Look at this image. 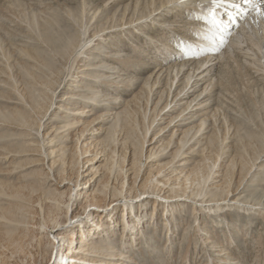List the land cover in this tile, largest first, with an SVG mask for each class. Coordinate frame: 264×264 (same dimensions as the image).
<instances>
[{
    "label": "bare ground",
    "instance_id": "bare-ground-1",
    "mask_svg": "<svg viewBox=\"0 0 264 264\" xmlns=\"http://www.w3.org/2000/svg\"><path fill=\"white\" fill-rule=\"evenodd\" d=\"M140 1L135 0L128 6L131 9L128 18L124 16L120 19L114 16L110 19L105 17L104 24H99L102 20L97 19L96 26L91 30L88 26L89 21L84 19V4L78 14L72 13L66 7V14L63 16H58L48 7L40 12V16L33 13L31 22L27 21L29 25L27 40L21 45H15V55L19 59L13 61L14 65L8 62L10 49L7 55L0 50V58L2 57L6 64L4 69L0 68V71L6 75L11 73L7 76L8 78L6 77V81L3 80L0 83L8 86L10 91L17 92L18 82L14 74L21 76L22 80L27 79L22 94L24 104H21L22 106L16 104V107L11 110L0 113L3 122L22 130L18 134L9 135L10 140L7 142H0V158L2 157L0 163L4 159L23 161V164L16 165L20 170L18 173L23 175L18 181V186L12 182L0 180V264H48L53 252L56 253L59 246L61 247L60 258L58 257V262L51 264H144L138 262L143 258L140 245L144 242L143 245L148 246L149 243L145 230L146 224L141 222L140 215L146 210L143 207L149 204L154 212H157L158 207L162 211L158 218L156 213L154 214L156 216L155 225H160L162 232L158 234L152 245L147 247L148 257H159L161 251H165L166 255L169 254L175 248V241L181 240L183 243L186 242V247L184 251L178 248L177 252L183 261L182 264H186L191 242L194 241L196 245L200 239L205 248H214L212 253L216 254L212 260L209 254L202 249L200 259L206 256L202 264L204 262L206 264H226L231 260L226 253L227 248L214 242V238L207 232V223L197 222L195 214L198 209L202 213L208 211V217L212 220L223 215L226 209L246 211L260 220L264 219V194L254 200L253 207H249L248 200L252 194L247 195L244 187L242 191H239L255 164L257 163V170L263 167V133H257V153L250 158V164L245 163L240 157L238 169H235L238 165L237 159H231L227 167L213 172L215 167L220 169V166L219 168L215 166L217 157L213 156V146L218 141L217 136L220 131V121L216 124L217 114L221 113L223 117L225 110L218 107L219 105L209 110L206 104L208 101L213 102L212 98L217 88L221 95H218L216 99L221 102L220 104H223L221 99H227L229 96L227 93H231L233 97H230L236 103L235 108L238 110L242 109L239 104L244 99L256 108L257 117L261 113L264 114V16H259L256 12V9L264 8V0H253L251 5H242L240 11L234 12L231 20L228 19L226 13L234 11L233 9L227 6L218 8L217 18L224 24L222 31L202 19L206 14V9L212 6L211 0H186L183 4L179 0H142L141 3ZM235 2L240 3L241 0H235ZM128 8L124 9L122 15H125ZM170 15L173 18L190 19L193 23L191 21L186 24L181 23L182 28L165 25L167 21L161 19ZM149 26L159 28L160 32L154 33L156 37L144 32L143 29ZM117 29L131 32V35L139 33L138 35L147 36L143 46L133 47L132 59L124 61L120 55H113L118 58L114 60L116 63L122 65L127 63L132 71L140 64L142 71L149 73L142 81L140 92L133 95L120 111L113 113V123L108 128L104 139L105 147L99 153L95 151L92 158H83L90 151L91 146L83 150L77 148V144L88 130V126L100 121L101 116H97L95 120L88 123L82 122L80 129L76 131L72 129L80 124V120L72 118L69 121V119L72 115L85 116V103L87 101L101 102L106 95L101 96L100 92L89 95H67L66 101L69 106V108L66 107L68 113L65 119L67 121L62 122V126L54 125L55 131L63 130L61 133L65 135L62 137L61 133H58L56 135L57 146L47 148L46 135L40 133V129L45 126L40 122L52 107L55 92L62 82L65 83L63 80L68 79L69 83L75 82L71 79L74 74H77L75 71L79 70V64L84 62L89 53L88 56L94 55L93 53L97 54L94 52L97 49V42L116 33ZM173 33H179L180 36L173 37ZM157 35L161 38L157 39ZM170 38H174L173 41L180 47V50L169 45L167 40ZM182 46H191V49L195 48L202 54L200 58H197L199 60L195 59L194 65L189 64L190 60L172 64L164 67L165 69H163V64H156L162 61L167 63L172 57L176 59L180 52L185 54L186 51L182 49ZM223 46L228 52L225 51L222 55L215 56V50L220 51ZM143 50L144 55H142ZM234 51H238L237 59ZM239 54L248 58L251 68L241 63L238 58ZM152 57L155 58L154 68L149 66L148 61ZM145 58L146 63L143 62ZM22 59L24 63L20 61ZM216 60H218L216 64H220L219 78L213 84L212 80L215 76L210 73L212 70L208 71V69ZM228 60L232 62V65L227 63ZM145 66L148 67L145 68ZM16 67L19 70L15 69ZM150 69L157 71L153 78L151 75L154 71ZM180 72L182 73L178 77ZM233 73L239 76L240 86L238 88L242 85V89L232 87L231 75ZM101 77L106 76L97 73L93 78ZM192 78L194 80L191 82ZM175 81L174 90L171 92ZM108 83L104 82L105 85ZM129 85L132 86L133 83L130 82ZM158 86L160 90L156 89L152 93L153 88ZM187 88L188 90L185 91ZM142 95L144 105L141 104ZM152 97L155 98L152 99ZM77 98L83 101L80 102ZM198 98L200 100L197 101ZM104 100L109 101V104L117 101L116 98ZM192 104L194 105L191 107ZM162 113L163 116L159 118V122L163 123L167 120L164 126L157 125L159 126L158 133L150 141L149 145L152 146L148 151L146 150L147 156L144 154V158L150 159L156 156L155 159L158 160L163 158L170 160L157 163L158 166L150 169L151 165L145 166V163H142L144 145L148 143L146 140L148 132ZM199 113H201L200 116H198ZM37 114H39V119L36 117L32 119L33 115ZM179 117H181L179 119L181 122L196 119L198 123L178 131L175 130L177 126L175 121ZM208 118L210 121L213 120V123L210 124L212 127L208 131L210 134L203 138L206 133L205 129L209 126L205 125ZM261 124L263 126L264 123L260 122L259 125ZM229 128L227 126V130ZM32 131H35L34 135ZM72 131L75 133L72 134ZM137 133H140V136ZM197 135L199 138H196ZM68 141H74V145L69 147ZM192 143L196 145L202 143L200 150L191 151ZM170 146L171 149L167 151ZM241 147L244 148L242 143ZM173 148H175L174 151H172ZM187 151L201 154L198 162H194L189 169H186V164H184L186 162L178 160L176 162L178 166H176L175 160L182 159L187 155ZM98 155L104 157L101 168L104 176L98 180L97 188L90 196L84 195L83 206L79 207L78 203L83 194L79 192L81 189L76 191L79 184L81 185L83 170L86 165L99 161ZM32 156H37V158ZM245 159L247 161V158ZM42 163L45 168H39L38 165ZM26 169L29 171L26 172ZM96 172L94 170V173H91L95 175ZM235 175L239 176V180L233 187L231 182H234ZM260 175V181L263 182L264 173ZM51 177L54 178L55 187L52 191L51 189L45 190L44 184L48 187ZM208 181L210 182L207 184ZM88 182L89 180L85 183ZM258 192L257 189V194ZM234 196L235 198L232 199ZM114 203L118 204L114 205ZM120 203H123L122 217L117 222L115 216ZM190 205L191 213H193L192 220L180 221L187 216L185 211L184 214L182 211ZM78 207L82 208L83 214L88 211L86 219H91V225H86L87 222L83 223L85 219L79 222L83 223L81 230L68 224L81 217L82 214H79ZM134 218H137V223ZM117 225L120 228H117ZM173 226L176 227L173 228ZM119 232L121 237L117 243L113 238L119 235ZM155 233L156 230L153 234ZM161 234L168 235V237L165 236V243L158 251ZM133 251L139 252L140 256L136 254L134 256L136 252ZM155 251L156 254H154ZM257 264H264V261Z\"/></svg>",
    "mask_w": 264,
    "mask_h": 264
},
{
    "label": "rangeland",
    "instance_id": "rangeland-1",
    "mask_svg": "<svg viewBox=\"0 0 264 264\" xmlns=\"http://www.w3.org/2000/svg\"><path fill=\"white\" fill-rule=\"evenodd\" d=\"M132 2L134 3L135 0H111V1L110 0H0V47H1L0 50H3L4 54L7 55L8 51L10 49V57H9L8 62L11 65L12 64L14 65L13 61H16L19 59L18 56L15 55L16 54V52H15L16 46L21 45L22 42H25V40H27L26 36H27L28 30H29V27H28L29 25L27 24V21L31 22L33 13L36 14V16H40V12L48 9V7H50L51 8L50 10H52L58 16H63L64 14H66L65 13L66 7H68L72 11V13L78 14V12L80 11V9L82 8V6L84 4V9H85V12L83 13L84 19H86L87 22L89 21L88 26H90V30H91L94 26H96L97 19L102 20V22H100L99 24H104L105 17H107L109 19L113 16L117 19H120L122 16H124L125 18H128L129 15L131 14L130 13L131 9H129L128 6H130ZM141 2H142V0L140 1V3ZM126 8H128L129 10L126 11L125 15H122L124 9H126ZM174 17H176V16H174ZM183 18H184V16H183ZM161 20L167 21L165 25H170V26L179 27V28H182L180 25L181 23L185 22L184 24H186L189 21H191L190 19H186V18L185 19L173 18V16H171V15L167 16V17H163ZM171 22H172V24H171ZM175 22H177V24ZM191 23H193V21H191ZM200 23L204 24V25L206 24L204 22H200ZM155 28H152L149 26L143 30L146 34L152 36V35H154V33L160 32L158 27H155ZM9 31L11 34L8 33ZM130 33L131 32H127L126 30L122 31L120 29H117L116 33H112L111 35L105 37L102 41L97 42V47H96L97 49H95V51L93 50L94 52H97V54L93 53L94 55L88 56V55H90V53H89L87 55V57H85L84 62L79 64V66H80L79 70L75 71V73H77V74H74V76L71 79V81H75V82L80 81L81 83H75V82L69 83V81H67L68 79L63 80L65 83L62 82L59 89L55 92L52 107L50 108L46 117L44 119H42V121L40 122L41 125L45 126L44 128L40 129V133L43 135H46L45 140L48 142L46 144L47 148L57 146L58 142L56 139V135L63 131V130L55 131L54 125L62 126L63 125L62 122L67 121L65 119V117L68 113V111L66 110V107L69 108V106L67 105V101H66L67 97L66 96L67 95H76V94L89 95L92 93L96 94L97 92H100L101 96L106 95L105 96L106 98H103V99H101V102H96V103H92L91 101H87L85 103V105H86L85 116H83V115L82 116H80V115H74L73 116L72 115L73 117L71 116L69 121H71L72 118L76 119V120H80V124L72 129V130L76 131V130L80 129L82 122L88 123L92 120H95L97 116H101L100 117L101 119H99L100 121H97V122L88 126V130L84 133L81 140L79 139L78 144H77V148L84 150L86 147L89 148L91 146L89 149L90 150L89 152H91V153L88 152L87 153L88 155L85 154L83 156V158H92L93 157L92 154L95 151H97L99 153L102 149H104V147H105L104 139H105L106 132H107L108 128L113 123V113L120 111L124 107V104L132 99L133 95H135V94L137 95L140 92V88L142 86V81L149 74V73L142 71L140 64H138L137 68L133 69V71H132V69L130 68L129 65H127V63L122 65V64H118L114 61V60L118 59L117 56H113L114 54L120 55V58H122V60H124V61H127L128 59H132V56L134 55V53L132 52L133 47H141L144 45V39L147 37L146 35L144 37L143 35H138L139 33H137V34L133 33V35H131ZM159 35H161V33H159ZM159 35H157V39L161 38V36H159ZM172 35H173V37H179L180 36L179 33H173ZM12 37H13V39H12ZM154 37H156V36L154 35ZM128 40L130 41L129 43H128ZM173 40H174V38L173 39L170 38L167 40V42L169 43L170 46L174 47L176 50H180V47L178 45H176V43ZM130 44H132V45H130ZM6 49H7V51H6ZM182 49L186 51L185 54H183V52H180V54L176 57V59H173L174 57H172V59L168 60L167 63L162 61V62H157L156 64H160V65L163 64V69H165L167 66H171L172 64L187 62L188 60H190L189 64L190 63L193 64L194 62H196V60H199L197 58H200V56L202 55V54H200V52H197V50H195V48L191 49V46L190 47L189 46L188 47L182 46ZM216 50L214 52L215 56L222 55V53H224L225 51H226V53L228 52L226 47H224V46L220 48V51H219V49L217 51ZM234 54H235L236 59H237L238 51H234ZM142 55H144V50L142 52ZM154 57H152L153 59L152 58L150 59L151 61L148 60L149 64H150L149 66L151 68H154V65H153L154 60H155ZM238 58L240 59L241 63L245 67L251 68L250 63L248 62V58H245L244 56H242L240 54H239ZM104 59H106V60H104ZM0 61H1L0 62V68L5 67L4 65H6V64H5V61L2 60V57L0 58ZM20 61L22 63H24V59H22ZM145 61L147 62L146 58L143 59V62H145ZM217 61L218 60H216V62H214V64L208 69V71L212 70V72L210 71V73L215 76L212 80L213 84L219 78L218 72H219L220 64H216ZM100 62H102V63H100ZM138 63H140V61H138ZM227 63L229 65H232V62L231 61L229 62V60L227 61ZM88 67H89V69H88ZM146 67H148V66H145V68ZM233 67L234 66H232V68ZM17 68L18 67H16L15 69H17ZM86 68L88 69L87 71L84 70ZM157 69L158 68H156V70ZM17 70H19V69H17ZM150 70L152 71L153 69H150ZM156 70H153L154 72L152 71L153 72L151 75L152 78H153L154 74L157 72ZM15 71L16 70H14V72ZM144 71H146V70H144ZM97 73L99 75H101V74L105 75L106 77L94 79L93 77L96 76ZM181 73L182 72H180L178 77L181 75ZM10 75H11L10 72L8 73V75H6L5 73H1V71H0V82L3 80L6 81L8 78L7 76H10ZM164 76H165V74L162 76V78ZM237 76L238 75L234 74V73L231 75L232 87H235L237 89H239V88L242 89V87H243L242 85H241V87L238 88V86H240L239 85L240 79H239V76H238V78H237ZM14 77H15V80H17V82H18L17 83V89L18 88L19 89L17 92L10 91V88H7L8 86L6 87L0 83V113L11 110L12 108L16 107V104H18V106H19V104L20 105L24 104L22 94L24 93V90H23L24 83L27 82V79L22 80L21 76L15 75V74H14ZM193 80H194V78L191 79V82ZM104 82H109V83L107 85H105ZM130 82L133 83L132 86L129 85ZM191 82H190V84H191ZM175 83H176V81L174 82V85L172 86L171 92H173V90H174ZM233 83H234V86H233ZM190 84H189V86H190ZM76 86H78V88ZM159 88H160L159 86L154 87L152 90V93H154V91H156V89H157V91H159L160 90ZM8 89H9V91H8ZM187 90H188V88L185 91H187ZM215 90H216L214 93L215 96L213 95V98H212L213 102L208 101V102H206V104H207L209 110H211L213 107H216L219 105L218 107L223 108V110H225V113H224L223 117H222L221 113L217 114L218 119H217L216 124H218V122L220 121V124H219L220 131H219V134L217 136L218 141H216L215 146H213V156L217 157V160H216L217 165H215V166H218V168L220 166V169L218 170L215 167L213 169V172L215 170L220 171L221 169H224L225 167H227L228 163L231 159H235V160L237 159L236 162L239 165L238 161H239L240 157L243 158L245 163L250 164V162H251L250 158L254 157V153H257V133H259V134L263 133L262 140L264 141V124H263V126H262V124H261V126L259 125L260 122L264 123V114L261 113V114H259L260 116L258 115V117H257L256 108H254V106L251 103L246 102L244 99H242V101H240V104H239L242 109L238 110L237 108H235L236 103L233 101V99H231L233 97V95L231 93H227V95L229 94V96H227V99H225V98L221 99L223 104H220L221 102L217 101L218 99H216V98L218 97V95L220 96L221 94L218 93L219 89L215 88ZM254 90L256 92V89H254ZM4 91H5V93H4ZM237 91H239V90H237ZM19 92H21V93L19 94ZM143 95H142L143 100H141V104L144 105V96ZM230 96H232V97H230ZM255 96H257V95H255ZM107 98H116L117 101H116V103H113V101H112V104H109L110 103L109 101L104 100ZM154 98L155 97H152V99H154ZM200 98H198L197 101L200 100ZM77 99L80 102L83 101L80 98H77ZM78 100H75V101H78ZM97 100H99V99H97ZM169 100H170V98H169ZM226 102H228V103H226ZM208 103H211V104L208 105ZM194 104H192L191 107ZM212 104H214V106ZM61 105H63L62 108H60ZM234 108L236 109V111ZM230 109H233V110H230ZM101 111H104V112H101ZM200 115H201V113L198 114V116H200ZM162 116H163V113L157 117V120L155 121V123L153 124V126L151 127L150 131L148 132V134L146 136V140L148 143H146L144 145L142 163H145V166L151 165V167H149L150 169H152L154 166H158L157 163H164V162H168L170 160L168 158H163V159L158 160V159H155L156 156H154L150 159L144 158V156H145L144 154H146V150L148 151L152 146V145L151 146L149 145L150 141L154 138L155 134L158 133V127L159 126L162 127L165 125V121L167 119L164 120L163 123H161V121L159 122V118ZM35 117L37 119H39V114L33 115L32 119H34ZM164 117L167 118L169 116H164ZM180 118L181 117H179L177 119V121H175L176 125H177L175 127V130H178V131H182L183 129H185L187 126H190L191 124L198 123V121H196V119L181 122V121H179ZM139 119L141 121L140 116H139ZM212 123H213V120L210 121L208 118L205 125L206 126L209 125V126L207 127V129H205L206 133H205V135H203V138L210 134V132H208V131L212 127L210 125ZM157 125H159V126H157ZM10 126L11 125L9 123L3 122L2 119L0 118V142L1 143H5L8 140H10V138L8 136L11 135L12 133L18 134L19 132L22 131L21 128L16 129L15 126H11V127ZM227 126L230 127L229 130H227ZM257 126H258V128H257ZM169 127H167V128H169ZM75 131H72V134H74ZM32 133L34 135L35 131H32ZM137 134H138V136H140V133H137ZM200 134H201V132H200ZM60 135L61 136L65 135V133H61ZM249 136H252V137L250 138ZM238 137H240V139ZM30 138H32V137L30 136ZM196 138H199V135H197ZM16 139H18V138H16ZM68 142L69 143H67V145L69 147L74 145L73 144L74 141H71V142L68 141ZM203 142H204V140L202 141V143ZM240 142L242 143V145H244V148H242V147L240 148V144H241ZM201 144L196 145L195 143L194 144L192 143L191 151L192 150H194V151L200 150L199 147H201ZM146 146H148V147L146 148ZM170 149H171V146L168 148L167 151H169ZM174 149L175 148H173L172 151H174ZM184 151L185 150H183V152ZM191 151H187V155L184 156L182 159L177 158L174 163L176 164V162L178 160H184L186 163H184V161L182 163L186 164L185 165L187 167L186 169H189L192 166V164L194 162H198L199 158L201 157V154L198 155L199 154L198 152L192 153ZM146 156H147V154H146ZM32 157L37 158V156H32ZM98 157H100L99 161H97L96 163H93L92 165H86L85 169L83 170V175L81 177V180H82L81 185L79 184L77 191H76V192H78L79 189H81V191H79V192H81L83 194V196H81L80 201L78 203L79 207L83 206L84 198H85L84 195H86V197L90 196L92 194V192L97 188L98 180H100L101 177L104 176L102 174L103 170L101 169L103 166L102 160L104 157L99 156V155H98ZM218 157H219V159H218ZM245 158H247V161ZM10 162H13V163H10ZM43 162H44V160H43ZM19 164H23V161L22 160H13V159H6V160L4 159L3 162L0 163V180H6L8 182H12L13 184H16V186H18L17 185V184H19L18 181L23 176V175L18 173L20 170H18L19 167H17L16 165L19 166ZM43 164L44 163H42V165H38L39 168H41V167L45 168V165H43ZM238 165L235 169H238L240 167V165L239 166ZM176 166H178V164H176ZM13 169H14V171H12ZM91 169H93L91 171L92 173H94V170L97 171L95 173V175H93L90 172ZM26 170H25L26 172L29 171V169H26ZM261 173H264V163H263V167L261 170H257V163H256L240 187L239 191H242V189L244 187V191L247 195H250V194L254 195L253 197H251L252 195L249 196V200H248V206L249 207L250 206L253 207L254 206V200L257 199V197H260L262 194H264V180H262L263 182L260 181V179H261L260 174ZM88 180H89V182L85 183ZM238 180H239V176L235 175L234 176V182H231V185L233 187L235 185H237ZM214 181H216V180H214ZM209 182L210 181H208L207 184ZM54 183H55L54 178H52V177L49 178L48 187H46L44 184L45 190L51 189V191H52V189L55 187ZM257 189L259 191L258 194H257ZM204 190H203V194H204ZM253 191H255V192H253ZM165 192H166V190H165ZM234 198H235V196L232 199H234ZM117 204L118 203H114V205H117ZM122 205H123V203H120V206L118 207V209L116 211L117 215L115 216V219L117 220V222L122 217V215H121V211L123 210ZM143 208L146 210L140 215V218H141V222H143V224L144 223L146 224L145 230H146V233L148 236V243H149L148 246H149V245H152L153 241L158 237V234L162 232V230L160 229V225H158V224L155 225L156 216H154V214L156 213L157 218H158V216H160L162 214V211H161L160 207H158L157 212H154L153 208H152V206H150V204L146 207L144 206ZM202 209H204V208H202ZM226 210L227 211H225V213L223 215H221L220 217H216V219H213V220H212V218L208 217V214H209L208 211L206 213H202L199 211V209H198L197 213L195 214V216L197 217V222L201 221V222H204L205 224L207 223V226H208L207 232L209 234H211V237L214 238V242H218L222 246L224 245V247L227 248L226 253H228L231 260L226 262V264H238V263H241V264H257V263L263 262L264 261V219L260 220L259 218L254 216L252 213H248L246 211L242 212L240 210L238 211L235 209H230V210L226 209ZM81 211H82V208H79V214H82L81 217H79L75 220H72L71 222L68 223L70 226L71 225L76 226L75 229H77V230H81V227H83V223H85V222H87L86 225H88V224L91 225V223H90L91 219H86V217L88 216V211H86L84 214ZM184 211H185V214L187 216L183 217L181 220L180 219L179 220L183 221V222H188L189 220H192L191 216H193V213H191V205H190V207H187V209L184 208L182 213ZM250 211L251 210H249V212ZM68 214L70 215V211ZM89 218H91V217H89ZM83 219H85V220H83ZM104 220H106V219H104ZM179 220H177V222ZM80 221H82L83 223L82 224L79 223ZM134 221L137 223V218H134ZM174 227H176V226H173V228ZM117 228H120L119 225H117ZM154 229L156 230L155 234H153V232H155ZM200 234H202V232ZM165 236L168 237V235H165ZM165 236H163V234H161V240L158 243V246H159L158 251H160V249L162 248V245L165 243V239H166ZM120 237H121V234L119 232V235H117L113 238L114 242L118 243ZM143 243L140 245V248L143 252V255H142L143 258H141L138 261L139 263H142V262L144 264H182L183 263V261L181 260L179 254L177 252V249L181 248V250L184 251V249L186 247V242L183 243V242H181V240L175 241V244H176L175 248H173L169 254L166 255L165 251H161L160 252L161 255L159 257H156V258H152V257L150 258L147 256V254H148L147 247L148 246L143 245ZM60 249H61V247L59 246V248L57 249V252L56 253L53 252V254L51 256V260L49 261L48 264L58 262V260L60 258V254H61ZM202 249L205 250V252H207L209 254L208 256L212 260L215 258L216 254L212 253V251H214L215 249L214 248H208V247L205 248L202 245L200 239H198L196 245H194V241L191 242V245L189 247V251H188V254L186 257V260H187L186 264H202V261L205 260V258H206V256L204 255L202 257L203 259L202 258L200 259V257L202 256ZM156 251L154 252V254H156ZM133 252H136V251H133ZM135 254H136V256H140L139 252L134 253V256H135ZM27 264H30V263H27ZM203 264H206V263L204 262ZM217 264H222V263H217Z\"/></svg>",
    "mask_w": 264,
    "mask_h": 264
},
{
    "label": "snow or ice",
    "instance_id": "snow-or-ice-1",
    "mask_svg": "<svg viewBox=\"0 0 264 264\" xmlns=\"http://www.w3.org/2000/svg\"><path fill=\"white\" fill-rule=\"evenodd\" d=\"M181 4L185 3L186 0H179ZM253 0H241L240 3L235 2V0H211V7L206 9V14L203 15L202 19L213 27L217 28L218 30H223L224 24L222 20L217 18V9L223 6H227L234 11L227 12V17L229 20L233 18L235 11H240L242 5H251ZM257 15L264 16V8L256 9ZM223 42V41H221Z\"/></svg>",
    "mask_w": 264,
    "mask_h": 264
}]
</instances>
